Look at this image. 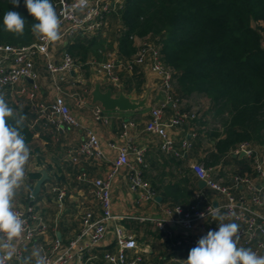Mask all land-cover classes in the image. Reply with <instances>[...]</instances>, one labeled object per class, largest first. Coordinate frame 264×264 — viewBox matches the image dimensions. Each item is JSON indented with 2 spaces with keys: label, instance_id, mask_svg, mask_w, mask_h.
<instances>
[{
  "label": "built area",
  "instance_id": "obj_1",
  "mask_svg": "<svg viewBox=\"0 0 264 264\" xmlns=\"http://www.w3.org/2000/svg\"><path fill=\"white\" fill-rule=\"evenodd\" d=\"M75 3L77 0H55L53 5L59 14ZM122 3L123 0H87L83 11L77 10L67 16H61L60 37L65 36L67 39H72L76 35H94L104 26L106 14L121 7ZM136 42L140 45L139 49L126 69L131 71L132 65H148L150 72L158 80L160 88L166 95L165 102L150 108L149 119L145 123L144 131L159 138L160 151L163 155L182 159L184 153L191 148V142L184 139L179 145H176L170 130L184 125L188 119H193L194 116L197 118L198 114L181 112L178 109L179 104L171 95L173 71L162 63L158 49L150 46L145 40ZM52 43L38 38L35 43L28 46H0V56H2L0 57V87L12 88L30 79L32 86L27 96L29 102L33 103L38 89L37 83H35L37 75L34 71V60L41 58L59 94L49 105L38 104L36 121H41L42 125L51 129L50 132L54 134L63 132L67 128L84 131L83 139L70 156V163L74 166H79L82 161L103 163L107 161V152L113 153L114 157L104 178L91 179L83 170H80L75 176L78 183L89 188V193L99 206L101 214L96 217L94 211L86 209L81 216L79 233L68 243L64 244L60 239L55 238L51 245L40 247V255L46 257L47 264H91L90 261L93 259L91 253L104 243L108 226L123 219V217L112 213L111 198L112 185L120 173L126 170L128 189L131 193L136 194L138 204L153 202L157 193L141 174L140 166L144 165V151L134 146L128 136L129 130L136 127L134 119L122 123L121 132L118 135L120 142L109 141L103 148L95 132L84 128L72 114L57 85L58 82L64 80L61 76L68 75L78 68V63L67 50L63 52L59 64L53 62L49 52ZM6 61H9V64ZM89 63L95 67L96 73L102 76L106 82L114 86L118 85L116 71L121 68L122 63L116 57L108 55L106 61L97 62L92 59ZM84 93L88 94V90L85 89ZM167 103L176 112L169 118H165L164 114ZM75 104L82 106L85 101L77 98ZM91 114L94 122L108 123L105 111L100 105H94L91 108ZM191 136L195 137V135ZM229 154L234 157L243 155V158L250 160L254 178L248 174L234 173H225L221 176L215 167L192 163L189 167L192 173L198 180L205 183L206 188L220 195L222 201L216 206L209 203L203 208H199L198 204H192L187 208L175 205L165 209L164 217L149 220L156 229L161 231H164L167 226L175 225L187 233L199 232V235L194 237L176 240L174 246L194 248L197 246L198 240L206 236L208 231L218 230L211 224L218 221L214 218V213L218 209L220 214L225 217L223 222H234L240 225L238 246L251 248L259 256L264 253V214L259 211L264 205V147L257 151L244 142ZM130 156H133V163L130 162ZM57 191L56 204L62 208L65 192L64 190ZM235 191L241 192L235 194ZM198 199L202 201L200 196ZM14 211L25 222L24 232L11 242L12 248L8 251H12L13 256L10 260H6L5 264H10L11 261L23 264V248L47 231V225L37 215L33 207L14 208ZM116 224L113 236L115 252L104 253L102 264L140 263L142 260L139 256L130 255L138 253L140 249L137 240L128 235L122 226ZM0 241L2 244L8 243L6 236L2 233H0ZM3 255L4 253H1L0 257Z\"/></svg>",
  "mask_w": 264,
  "mask_h": 264
},
{
  "label": "crops",
  "instance_id": "obj_2",
  "mask_svg": "<svg viewBox=\"0 0 264 264\" xmlns=\"http://www.w3.org/2000/svg\"><path fill=\"white\" fill-rule=\"evenodd\" d=\"M114 28L112 25L109 26L106 20L104 27L100 31L101 33L99 32V35L106 41L104 46L109 42H113L112 49L116 45V41L111 37ZM72 42L71 39L62 36L58 41L50 45L49 52L53 62L56 64L61 62L63 52L67 50L68 44ZM111 55L113 56V54ZM90 60L87 59L85 62L84 65L86 67L83 68V64L79 63L77 69L68 75L61 76L64 80L58 82L57 86L62 92L66 104L84 128L91 129L95 132L103 148H105L106 143L109 141L120 142L118 135L121 132L122 123L134 119L136 127L130 129L128 132L130 142L144 151L143 160L145 168H143L142 172L144 180L159 190L153 202L138 204L136 194L131 193L128 189L126 170L120 173L112 185L111 198L112 213L116 216L123 217V219L108 226L106 239L102 245L92 251L91 256L93 259L90 263L102 264V256L104 253L115 252L113 242L114 226L118 223L125 229L128 235L133 236L140 243L138 253L130 254L137 255L141 258L142 261L138 264H185L188 251L185 248L174 246V243L181 238L199 235V232L193 231L187 233L175 225L167 226L164 231H161L156 229L155 225L149 220L164 217L165 209L173 205L179 204L184 208L192 205L191 199L180 197L182 195H188V193L192 196L194 195V199L196 200L200 196L202 202L206 201L207 204L215 203L217 205L222 201L221 196L215 192L207 195L206 190L208 188L200 189L197 185L198 179L189 168L192 163H204V159L208 156L213 142L205 134H201L199 150L195 152L192 149L193 146H191L184 153L182 161L177 167L171 162V160H176L174 157L165 156L161 153L159 138L144 131L150 108L166 101V95L160 88L158 80L150 72L148 65L142 66L144 76V85L142 86L143 94L145 92L149 94L147 109L133 113H121L118 111L105 112V116L108 118L107 124L94 122L91 114V108L94 105L91 103L90 95L93 85L99 81L102 89H106L103 85L110 83L106 82L102 76L96 73L95 67L89 63ZM6 62L9 64V61ZM34 71L37 75L35 83H37L38 89L33 103L29 102L27 96L32 86V83L28 80L12 87L10 90L0 87V94L4 95L6 103L13 109V117L16 119L20 116L26 117L22 125L26 127L30 135L29 138H25L26 144L30 149V158L25 165L24 180L20 188L16 190L13 198V207L21 209L33 207L37 215L47 225V231L45 233L39 235L33 242L23 248V264H36L38 257L33 255L34 251L40 252V247L51 245L54 239L57 238V234H59L58 238L62 243H68V241L79 233L81 229V216L86 209L94 211L96 217L101 214L99 206L89 193V188L82 183H78L75 180V176L80 170H83L91 179L104 178L109 170L110 162L114 157L113 153L108 151L107 161L103 163L82 161L79 166H74L70 163V156L83 139L84 131L82 129L67 128L63 132L54 134L50 132L51 129L42 125L41 121H36L38 104L49 105L59 93L56 91V87L46 71L41 58L34 60ZM120 72L121 69L116 71L117 74ZM115 87V90H113L115 95L122 92L119 83ZM85 89L88 90V94L84 93ZM126 96L133 101H138L143 97V95L137 96L135 92ZM77 98L84 100L85 104L77 106L75 104V99ZM186 102L191 107V110L193 112L195 111L199 117L200 113L206 112L208 108L207 104L203 108L200 104L201 101L198 102L197 99ZM166 105L168 109L165 110L164 114L165 118H169L173 116L174 109L169 103ZM12 118H10V121ZM201 121L202 127L200 128L207 132L209 127H207L206 118L203 117ZM195 127L196 125L194 124ZM194 128H186L185 130L175 128L170 130L175 144L179 145L184 140V136L190 142L192 139L194 140V137L191 136L193 132H196ZM237 158L241 159L243 157ZM130 162H134L133 156H130ZM214 167L221 176L225 173H234L248 174L254 178L252 170L248 171L244 169L236 160L220 162ZM42 172L46 173L47 178L35 196L37 198L33 201V204H23V201L28 196L31 199L35 198L32 196V191L37 180L40 179ZM35 175H39V177L34 178ZM169 184L172 186L175 185L176 188L181 190L179 191L180 196L176 194L174 196H168L166 193L165 195H161L164 190L163 188ZM57 190H64L65 192L62 208H59L56 204L58 196ZM238 192L241 191H235V194H238ZM175 196H177L179 201L175 199ZM259 211L264 214V205ZM219 223L220 221L218 220L211 224L218 228ZM152 231L153 233L158 232V236L153 234ZM149 233H152V235ZM0 245H2L1 241ZM238 247L244 246L239 245ZM7 251L8 249L0 248V254ZM261 256H264V253ZM10 264L16 263L11 261Z\"/></svg>",
  "mask_w": 264,
  "mask_h": 264
},
{
  "label": "trees",
  "instance_id": "obj_3",
  "mask_svg": "<svg viewBox=\"0 0 264 264\" xmlns=\"http://www.w3.org/2000/svg\"><path fill=\"white\" fill-rule=\"evenodd\" d=\"M7 11H17L25 17L22 36L5 31L3 15ZM106 20L115 27L111 36L116 41L115 48L112 49L113 42L104 47L105 39L99 35L103 26L94 35H76L71 39L67 52L72 58L84 68L87 59L101 62L104 60L101 56L106 61L113 54L122 63L117 74L120 90L126 95L135 92L142 96L143 65H132L131 71L126 66L139 49L136 41H147L158 49L162 63L173 71L171 95L181 112H193L186 101H208L206 112L177 127L185 130L196 125L191 140L195 152L199 150L201 134L213 142L202 165L214 167L220 162L236 160L244 169L251 170L250 160L233 158L229 153L244 142L255 150L264 147V0H123L121 7L106 14ZM33 23L24 0H20L19 7H14L12 0H0V46L23 47L35 43L38 37L31 31ZM103 86L116 88L110 84ZM167 109L165 105L164 112ZM209 116L213 126L206 132L200 128L201 119ZM7 119L14 124L16 118ZM20 130L25 138L30 137L26 127L21 125ZM181 161L171 160L176 167ZM143 168L144 165L140 166L141 174ZM150 186L158 194L159 190ZM163 189L161 195L180 196L181 190L175 185ZM206 191L207 195L213 192ZM180 197L191 199V204H198L199 208L207 204L190 193ZM36 198L28 196L23 204H33ZM190 249L185 248L188 254Z\"/></svg>",
  "mask_w": 264,
  "mask_h": 264
},
{
  "label": "clouds",
  "instance_id": "obj_4",
  "mask_svg": "<svg viewBox=\"0 0 264 264\" xmlns=\"http://www.w3.org/2000/svg\"><path fill=\"white\" fill-rule=\"evenodd\" d=\"M14 7H19L20 0H12ZM28 14L35 23L32 33L47 42L60 39L61 16H67L77 10L83 11L87 0L65 8L58 14L51 0H24ZM25 17L17 11H7L3 15L5 31L17 36L24 34ZM13 117V109L8 106L3 94H0V233L8 243L0 248L11 249V242L24 232V220L14 211L13 198L25 177V165L30 158V149L26 144L20 127L26 119L20 116L10 124L7 118ZM214 218L219 220L218 230L208 231L198 240L197 246L190 249L185 264H264V256L257 255L251 248L238 247L240 225L223 222L225 217L217 209ZM36 264H47L45 256L34 251ZM13 256L7 251L0 257V264H5Z\"/></svg>",
  "mask_w": 264,
  "mask_h": 264
},
{
  "label": "water",
  "instance_id": "obj_5",
  "mask_svg": "<svg viewBox=\"0 0 264 264\" xmlns=\"http://www.w3.org/2000/svg\"><path fill=\"white\" fill-rule=\"evenodd\" d=\"M32 82V80H28ZM91 95V103L93 105H100L105 112H113L118 111L121 113H133L138 111H143L147 109V103L149 100L148 92L143 94V97L138 101L131 100L128 96H126L123 92H119L117 95L114 94V91L111 88L102 89L101 83L97 81L94 83ZM240 155L239 157H242ZM234 157V156H233ZM47 175L45 172H42L40 179L37 180L33 191L32 196L35 197L43 182L46 180ZM197 185L200 189L205 188V183L201 180H198ZM216 206V204H213ZM57 239H59V234L56 235Z\"/></svg>",
  "mask_w": 264,
  "mask_h": 264
},
{
  "label": "rangeland",
  "instance_id": "obj_6",
  "mask_svg": "<svg viewBox=\"0 0 264 264\" xmlns=\"http://www.w3.org/2000/svg\"><path fill=\"white\" fill-rule=\"evenodd\" d=\"M115 29V28H114ZM113 29V30H114ZM106 44V41H105V43H104V45ZM105 47V46H104ZM105 49V48H104ZM102 58H104V60H105V56L103 57V56H101ZM198 100V102H200V104L202 105V107L204 108V107H206V104H207V106H208V101L207 100H205V99H197ZM205 100V101H204ZM206 121H207V127H209V129L213 126V120L210 118V116L209 117H207L206 118ZM257 151H259V150H257ZM137 243L138 244H140L138 241H137ZM140 246V245H139Z\"/></svg>",
  "mask_w": 264,
  "mask_h": 264
}]
</instances>
